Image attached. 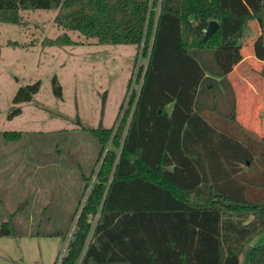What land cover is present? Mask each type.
Here are the masks:
<instances>
[{"label":"trees","instance_id":"obj_1","mask_svg":"<svg viewBox=\"0 0 264 264\" xmlns=\"http://www.w3.org/2000/svg\"><path fill=\"white\" fill-rule=\"evenodd\" d=\"M33 8L54 9L56 25L98 42L149 44L138 90L127 98V122L126 108L109 127L88 128L76 119L99 143L100 162L90 183V174L81 173V195L88 190L74 206V228L57 264H240L245 245L264 229V165L249 175L233 170L238 162L247 165L256 142L250 153L214 121L237 123L218 57L237 42L242 26L258 19L264 80V0L246 13L221 0H0V22L20 24L19 10ZM211 18L218 24L202 40ZM226 22L235 26L228 39L221 36ZM44 43L74 41L63 33ZM51 80L52 94L60 97ZM39 84L19 85L6 117L18 114V104ZM107 140L118 150L102 153ZM257 144L264 160V135ZM7 225L0 223V234H10ZM247 256L246 264H264V241L251 245Z\"/></svg>","mask_w":264,"mask_h":264},{"label":"rangeland","instance_id":"obj_2","mask_svg":"<svg viewBox=\"0 0 264 264\" xmlns=\"http://www.w3.org/2000/svg\"><path fill=\"white\" fill-rule=\"evenodd\" d=\"M221 2L239 13L257 7V0ZM18 13L20 24L0 22V223L7 221L10 229V234H0V264H57L74 228V206L78 198L81 205L88 190L87 186L81 195V173L90 174V183L100 162L99 143L81 126L115 125L125 108L127 122L132 109L127 98L138 90L149 44L98 42L56 25L55 10L50 8ZM234 28L232 22L224 23L221 36L228 39ZM63 33L74 43H44ZM259 35L258 19L249 20L237 42L224 46L218 57L232 86L237 123L217 117L214 121L248 152L249 144L256 142L247 165H232L237 176L257 172L264 165L257 144L264 135ZM52 76L60 86V97L51 92ZM36 79L40 84L31 99L18 104V114L6 117L15 89ZM10 130L18 134L2 133ZM108 142L102 153L107 147L118 150ZM56 230L65 231V236L55 234ZM261 241L264 229L245 245L240 264L247 263L249 247Z\"/></svg>","mask_w":264,"mask_h":264},{"label":"water","instance_id":"obj_3","mask_svg":"<svg viewBox=\"0 0 264 264\" xmlns=\"http://www.w3.org/2000/svg\"><path fill=\"white\" fill-rule=\"evenodd\" d=\"M217 24L218 23L215 19H212V18L208 19L206 22V26L203 29L201 39L204 40L205 38H207L213 32V30L216 28Z\"/></svg>","mask_w":264,"mask_h":264},{"label":"crops","instance_id":"obj_4","mask_svg":"<svg viewBox=\"0 0 264 264\" xmlns=\"http://www.w3.org/2000/svg\"><path fill=\"white\" fill-rule=\"evenodd\" d=\"M169 105V107H170V104H168Z\"/></svg>","mask_w":264,"mask_h":264}]
</instances>
